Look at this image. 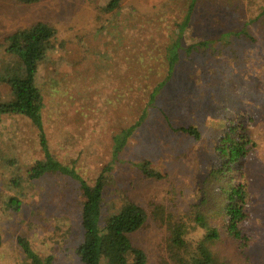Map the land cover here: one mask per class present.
Here are the masks:
<instances>
[{"label":"rangeland","instance_id":"1","mask_svg":"<svg viewBox=\"0 0 264 264\" xmlns=\"http://www.w3.org/2000/svg\"><path fill=\"white\" fill-rule=\"evenodd\" d=\"M109 2L0 0V69L15 60L5 51L6 37L37 23L57 30L54 48L35 76L42 94L43 130L21 116L0 118V264H31L18 239L26 240L41 262L50 258L51 264H80L78 184L54 175L31 180L29 170L49 155L91 185L109 163L113 134L127 126L130 110L144 102L138 89L164 77L167 37L188 0H123L119 9L107 12ZM245 22L249 37L232 38L229 48L217 42L216 53H195L192 59L180 53L174 77L129 141L124 161L106 177L99 227L118 212L125 197L140 205L148 219L130 238L145 252L147 264L174 263L166 249L167 218L181 219L189 227L190 247L202 239L189 212L214 162V146L226 123H236V117L253 144L243 165L250 196L242 232L248 241L240 246L223 235L212 251L227 264H264V0H199L184 39L235 33ZM127 69L134 76L129 86V80L117 75ZM112 88L119 90L121 100L111 109L125 107L119 114H109L104 103ZM131 93L137 98L124 97ZM11 100L9 90L0 85V104ZM83 101L87 109L81 107ZM189 127L197 129L199 139L175 131ZM126 160L148 161L164 178L145 179Z\"/></svg>","mask_w":264,"mask_h":264},{"label":"trees","instance_id":"2","mask_svg":"<svg viewBox=\"0 0 264 264\" xmlns=\"http://www.w3.org/2000/svg\"><path fill=\"white\" fill-rule=\"evenodd\" d=\"M17 1L31 4L41 0ZM122 1L110 0L105 10L111 12L119 9ZM198 2L199 0H188L180 21L176 22L169 32L165 47L164 77L153 85H145L138 89L137 93L144 98V102L132 112L130 110L132 117L127 126L113 134L110 139L109 163L101 169L91 185L86 183L73 167L54 161L49 155H46L44 161L36 162L29 170L31 180L54 175L70 178L78 184L82 198L79 218L83 230V242L76 251L80 264H147L145 252L135 246L130 238L144 227L148 219L146 211L140 205L125 197L118 212L106 218L104 227H99L106 177L115 170L116 164L120 165L129 141L145 124L150 110L155 109L158 96L174 77L182 51L186 57L192 59L195 53H206L211 50H215L216 53L218 47L214 44L217 42L225 49L232 45V38L249 37L246 32L249 23L245 22L240 28L237 27L235 33L227 30L217 38L192 39L194 42L189 40L188 43L184 35L190 27ZM56 35L55 28L37 23L29 28L19 29L4 39L5 51L15 60L9 66L0 69V85L6 86L12 96L10 103L0 104V118L9 115L21 116L36 130H43L42 94L35 84V76L37 67L46 60L47 53L53 50ZM183 44L187 47L183 48ZM117 75L119 78L129 80L127 86L132 85L134 76L129 69ZM136 77L143 78L139 74ZM109 92L103 96L106 109L110 111L109 114L121 113L122 108L125 109L122 105L121 107L117 105L118 112L111 109L116 99L120 104L119 90L112 88ZM131 94L124 97H130L129 100L133 99V96L137 98L135 94ZM82 106L87 109L84 101ZM95 106L102 108L101 103H96ZM163 116L167 117L165 113ZM240 119L236 117L234 120L236 123L233 121L226 123V128L221 132L213 149L214 162L200 183V198L190 209L192 222L203 232V237L195 248L189 246L186 237L190 230L183 220L172 222L169 218L168 221L165 219V225L168 227L166 249L173 264H227L214 250L212 251V247L222 240L223 235L227 240L237 242L240 246L247 244L248 239L242 232V225L248 218L246 205L249 202L250 190L243 165L251 154L253 144L242 122H238ZM175 131L194 140L200 137L197 129L192 127ZM125 162L132 164L145 179L160 181L164 178L163 174L153 169L148 161ZM18 245L31 264L52 263L50 258L46 262H41L26 240L18 239Z\"/></svg>","mask_w":264,"mask_h":264}]
</instances>
